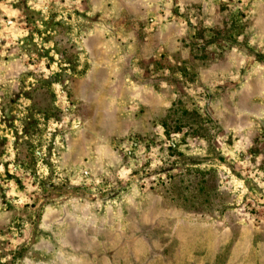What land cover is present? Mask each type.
Here are the masks:
<instances>
[{"label": "rangeland", "instance_id": "obj_1", "mask_svg": "<svg viewBox=\"0 0 264 264\" xmlns=\"http://www.w3.org/2000/svg\"><path fill=\"white\" fill-rule=\"evenodd\" d=\"M0 264H264V0H0Z\"/></svg>", "mask_w": 264, "mask_h": 264}]
</instances>
